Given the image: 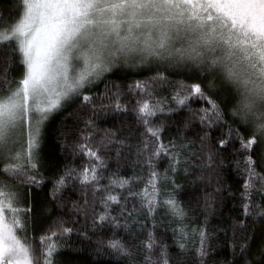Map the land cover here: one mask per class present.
I'll use <instances>...</instances> for the list:
<instances>
[{
	"label": "snow or ice",
	"instance_id": "snow-or-ice-1",
	"mask_svg": "<svg viewBox=\"0 0 264 264\" xmlns=\"http://www.w3.org/2000/svg\"><path fill=\"white\" fill-rule=\"evenodd\" d=\"M69 102L56 164L45 123ZM74 232L76 264H264V0H0V264H73Z\"/></svg>",
	"mask_w": 264,
	"mask_h": 264
},
{
	"label": "trees",
	"instance_id": "trees-1",
	"mask_svg": "<svg viewBox=\"0 0 264 264\" xmlns=\"http://www.w3.org/2000/svg\"><path fill=\"white\" fill-rule=\"evenodd\" d=\"M176 73H180L177 75ZM15 74V73H14ZM147 75H151V73L147 72H140V71H132L131 69H114L113 73L109 74V81L112 82H119L123 86H126L129 83L134 82L137 79H144ZM185 71L184 70H174L173 72V81L180 80L185 78ZM192 82V81H189ZM103 83L98 84L93 87L92 91L96 92L97 90H103ZM171 87H167L163 90L162 94L168 95L170 94ZM198 100V98H197ZM71 104V102H69ZM200 104L198 102L193 103V107H199ZM131 107V105H129ZM76 110V105L71 104L70 107L67 108L66 112L62 113H56L53 114V116L46 121L45 123V139L44 143L42 145V155L44 156L45 160L47 161H54L56 164H63L64 161V155L60 151V139L62 138L60 136L62 130H67L68 128L72 127L74 125V120L72 118L67 117L68 112H74ZM133 120V117L131 113L129 112L127 115H109V116H101L100 119L98 120V123L101 124V126H107V127H120L122 124L127 125L128 123H131ZM174 129V126H173ZM191 134V133H190ZM69 160H72L71 155L68 157ZM76 164L80 163V159L77 158L75 160ZM110 168L114 169L115 168V161H110ZM132 172V169L130 166H122L121 168V174L122 175H130ZM108 173L105 172L104 175L106 176ZM226 180L228 183L233 184L236 186L235 182L238 180V177L235 175L234 171L229 168L226 170ZM106 182V181H105ZM187 191L182 194L181 198L184 200H187ZM73 199L75 198V195L72 197ZM49 207L52 208V212L50 214H45L50 217H55L56 215H63L66 220L71 221V218L73 216V213L70 211V204L64 208H55L54 206L50 205ZM129 207H131V202L129 203ZM231 207V202L230 201H225V206L223 208V212L227 213L229 211V208ZM42 219V218H41ZM81 222L83 223V218L81 217ZM220 218H213L212 219V224H217L219 223ZM50 222V219H49ZM79 226V225H78ZM160 232H164V229L161 228L159 230ZM39 235V233H37ZM89 235L91 236L92 244L94 245L95 242L98 239L106 238L101 236L100 232H96L95 234L92 233V230L89 229ZM165 240L168 243H171L172 237H171V232H168L165 235ZM69 245H72L73 247H84L85 250L79 253L73 252L72 248H65L63 249L64 253V258L69 259L73 261V264H76V262H83L86 261L87 258L89 257L90 254V249L87 248V242H85V245L80 244V240L78 239L77 234L74 232L71 236V239L68 241ZM174 250V249H173ZM227 255V250L223 251L221 253V256H226ZM104 259V264H114L115 258H109L107 256L103 257Z\"/></svg>",
	"mask_w": 264,
	"mask_h": 264
}]
</instances>
